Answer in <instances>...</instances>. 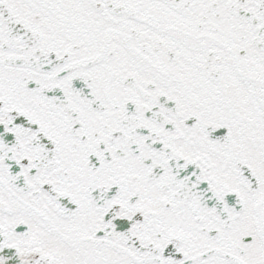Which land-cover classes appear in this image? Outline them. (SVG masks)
Segmentation results:
<instances>
[{
  "label": "snow or ice",
  "instance_id": "1",
  "mask_svg": "<svg viewBox=\"0 0 264 264\" xmlns=\"http://www.w3.org/2000/svg\"><path fill=\"white\" fill-rule=\"evenodd\" d=\"M0 264H264V0H0Z\"/></svg>",
  "mask_w": 264,
  "mask_h": 264
}]
</instances>
